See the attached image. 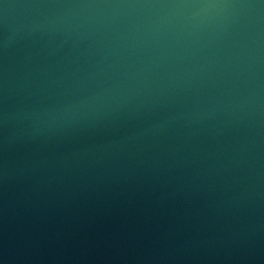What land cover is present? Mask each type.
<instances>
[{
    "label": "water",
    "instance_id": "obj_1",
    "mask_svg": "<svg viewBox=\"0 0 264 264\" xmlns=\"http://www.w3.org/2000/svg\"><path fill=\"white\" fill-rule=\"evenodd\" d=\"M0 264H264V0H0Z\"/></svg>",
    "mask_w": 264,
    "mask_h": 264
}]
</instances>
